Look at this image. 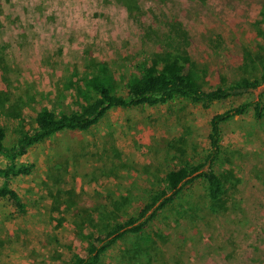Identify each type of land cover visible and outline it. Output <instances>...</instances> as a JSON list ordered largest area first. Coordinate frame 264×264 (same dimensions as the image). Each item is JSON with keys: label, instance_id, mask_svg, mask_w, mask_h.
Returning <instances> with one entry per match:
<instances>
[{"label": "rangeland", "instance_id": "374dc122", "mask_svg": "<svg viewBox=\"0 0 264 264\" xmlns=\"http://www.w3.org/2000/svg\"><path fill=\"white\" fill-rule=\"evenodd\" d=\"M263 2L129 0L125 7L121 0H0V126L7 131L6 145L15 140V129L34 124L40 107L76 101V79L93 67L110 75L117 89L135 75V65L164 51L187 53L207 84H231L243 72L256 75L264 58L255 32ZM245 51L256 68L249 62L243 67ZM263 89L264 83L207 108L183 99L112 108L87 131H67L29 147L18 161L33 168L11 184L24 213L0 200V264H67L81 250L74 226L79 217L67 205L85 208L81 216L99 204L112 216L111 205L117 215L135 213L161 177L166 141L182 136L187 159L201 161L209 117L254 101ZM221 129L213 170L226 175L228 209L210 212L204 182L187 185L181 195L186 214L168 209L147 230L152 239L154 233L166 239L160 243L162 264H264V118L255 120L250 108ZM132 240L117 242L100 264H125L119 252Z\"/></svg>", "mask_w": 264, "mask_h": 264}, {"label": "trees", "instance_id": "16d2710c", "mask_svg": "<svg viewBox=\"0 0 264 264\" xmlns=\"http://www.w3.org/2000/svg\"><path fill=\"white\" fill-rule=\"evenodd\" d=\"M128 1L121 0V3L126 7ZM255 32L264 50V2L257 14ZM243 60V67L249 62L256 68V63L246 51ZM256 66V75L246 76L242 71L241 77L231 84H207L202 77L204 71L198 69L187 53L155 52L148 63L134 66L135 75L120 89L115 87L111 76L104 73L102 68L93 67L91 73L76 79V101L73 99L64 105L40 107L34 117V124L27 129H15L16 138L9 145H6L7 131L0 126V156L4 159V165L0 167V200H6L17 214L24 213L26 205L11 184L14 178L28 175L33 168L32 163L18 161L28 153L29 147L67 131H87L112 108L164 105L176 99L207 108L215 102L251 94L264 83V58ZM250 108L255 120L264 118V89L254 101L231 105L209 117L207 148L201 161L191 162L187 159L186 140L182 136L166 141L161 147V161L164 163L161 177L151 186L135 213L117 215L116 206L111 205L115 212L112 216L107 207L99 204L90 214L86 215L85 212L81 216L85 208H78L73 202L67 205L75 209L71 212L79 217L74 221V226L81 247L80 252L73 254L67 264H100L106 252L117 242L129 237L130 240L134 238V241L129 243L127 250L119 252L125 264H162L165 251L161 249L160 243L164 245L166 239L160 233H154L152 239L147 230L168 209L186 214L181 195L184 188L196 180L204 182V196L209 211H227L226 175H219L213 170L221 154V125L233 117H241ZM177 201L180 202L177 204Z\"/></svg>", "mask_w": 264, "mask_h": 264}, {"label": "crops", "instance_id": "0c3cea01", "mask_svg": "<svg viewBox=\"0 0 264 264\" xmlns=\"http://www.w3.org/2000/svg\"><path fill=\"white\" fill-rule=\"evenodd\" d=\"M223 125V124H222ZM222 125H221V128H222Z\"/></svg>", "mask_w": 264, "mask_h": 264}]
</instances>
